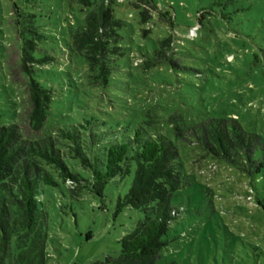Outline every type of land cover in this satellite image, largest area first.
<instances>
[{
	"label": "rangeland",
	"instance_id": "rangeland-1",
	"mask_svg": "<svg viewBox=\"0 0 264 264\" xmlns=\"http://www.w3.org/2000/svg\"><path fill=\"white\" fill-rule=\"evenodd\" d=\"M153 2L157 10L150 26L141 24L130 0L112 5L115 17L126 23L120 34L123 47L133 51L135 88L127 101L120 96L111 103L107 91L87 80L84 58L68 51L72 33L87 14L78 2L0 0L3 30L11 24L15 5L37 16L49 36L38 55L57 59L38 80L58 88L45 129L35 132L17 46L5 44V57L0 58V127L18 124L31 139L51 135L68 117L77 116L86 95L92 98L91 111L94 108L95 117L108 128L129 119L126 109H134L135 125L177 144L184 172L191 177L175 196L181 216L171 226L159 264H264V173L249 177L223 161L204 157L196 146L176 141L170 122L175 115L186 126L234 119L264 142V0ZM158 12L171 13L174 30L159 20ZM194 28L196 35L190 34ZM146 29L150 33L145 37ZM171 35L176 40L172 57L179 67L169 63L144 72L138 49L152 50ZM70 75L82 84L72 86ZM131 182L132 176L110 182L104 200L88 191L73 199L64 185L50 189L46 264H96L118 257L122 237L144 219L136 210L117 212L118 198L127 194Z\"/></svg>",
	"mask_w": 264,
	"mask_h": 264
},
{
	"label": "trees",
	"instance_id": "trees-1",
	"mask_svg": "<svg viewBox=\"0 0 264 264\" xmlns=\"http://www.w3.org/2000/svg\"><path fill=\"white\" fill-rule=\"evenodd\" d=\"M72 1L87 14L72 33L68 51L84 58L87 80L94 88L107 91L111 103L121 97L127 101L126 96L135 88L133 51L123 47L120 31L126 23L117 19L112 9L115 1L123 4L126 0ZM130 5L139 11L142 25L150 26L155 20L153 0H130ZM158 14L160 21L175 29L170 12ZM12 18L7 30L0 28V58L5 57V44L17 46L32 104L30 125L42 133L58 88L38 77L57 59L38 55L49 36L43 33L36 15L15 5ZM149 33V29L144 30L145 37ZM175 41L171 35L152 50L140 47L138 52L144 60L140 68L147 72L169 63L179 67L171 52ZM70 78L72 86L82 84ZM81 105L76 117H68L53 134L37 139L27 137L18 124L0 127V264H46L53 199L50 189L64 185L73 199L88 191L104 200L110 182L131 176L129 191L118 198L117 212L136 210L144 219L122 237L118 257L96 264L161 262L171 226L181 216L175 196L191 179L184 172L177 144L135 125L134 109H126L130 115L126 122L117 121L114 128H108L95 117L94 108L91 111V96L83 97ZM180 120L178 115L170 119L176 141L196 146L204 157L223 161L249 177L264 173V142L259 135L245 131L238 121L209 119L186 126Z\"/></svg>",
	"mask_w": 264,
	"mask_h": 264
},
{
	"label": "built area",
	"instance_id": "built-area-1",
	"mask_svg": "<svg viewBox=\"0 0 264 264\" xmlns=\"http://www.w3.org/2000/svg\"><path fill=\"white\" fill-rule=\"evenodd\" d=\"M196 31H197V28H194V29H192L191 31H190V34H192V35H196Z\"/></svg>",
	"mask_w": 264,
	"mask_h": 264
}]
</instances>
